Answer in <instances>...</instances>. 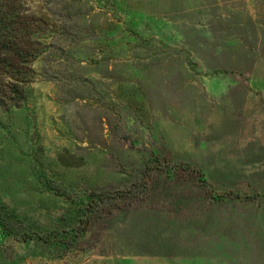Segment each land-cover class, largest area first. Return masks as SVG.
I'll list each match as a JSON object with an SVG mask.
<instances>
[{
	"label": "rangeland",
	"instance_id": "374dc122",
	"mask_svg": "<svg viewBox=\"0 0 264 264\" xmlns=\"http://www.w3.org/2000/svg\"><path fill=\"white\" fill-rule=\"evenodd\" d=\"M17 2L0 264H264V0Z\"/></svg>",
	"mask_w": 264,
	"mask_h": 264
},
{
	"label": "trees",
	"instance_id": "16d2710c",
	"mask_svg": "<svg viewBox=\"0 0 264 264\" xmlns=\"http://www.w3.org/2000/svg\"><path fill=\"white\" fill-rule=\"evenodd\" d=\"M43 20L17 0H0V110L19 106L35 78L34 61L46 46Z\"/></svg>",
	"mask_w": 264,
	"mask_h": 264
}]
</instances>
